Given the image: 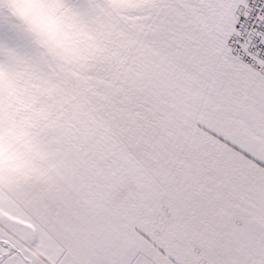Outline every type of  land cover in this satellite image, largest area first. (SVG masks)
<instances>
[{
    "label": "snow or ice",
    "instance_id": "snow-or-ice-1",
    "mask_svg": "<svg viewBox=\"0 0 264 264\" xmlns=\"http://www.w3.org/2000/svg\"><path fill=\"white\" fill-rule=\"evenodd\" d=\"M0 264H264V0H0Z\"/></svg>",
    "mask_w": 264,
    "mask_h": 264
}]
</instances>
